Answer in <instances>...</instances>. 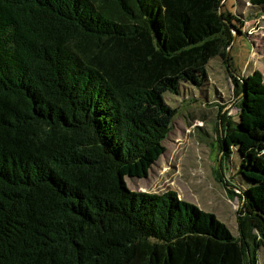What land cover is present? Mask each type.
I'll return each instance as SVG.
<instances>
[{
	"label": "trees",
	"instance_id": "trees-1",
	"mask_svg": "<svg viewBox=\"0 0 264 264\" xmlns=\"http://www.w3.org/2000/svg\"><path fill=\"white\" fill-rule=\"evenodd\" d=\"M237 21L221 0H0V264H259L260 71L232 76L238 120L221 140L241 157L238 235L173 190L125 180L165 150L164 94L230 61Z\"/></svg>",
	"mask_w": 264,
	"mask_h": 264
},
{
	"label": "rangeland",
	"instance_id": "rangeland-1",
	"mask_svg": "<svg viewBox=\"0 0 264 264\" xmlns=\"http://www.w3.org/2000/svg\"><path fill=\"white\" fill-rule=\"evenodd\" d=\"M222 10L230 13L240 32L232 28L234 39L228 47L230 61L220 56L207 64V78L201 85L182 81L177 93L167 92L165 100L175 112L171 128L163 139L164 152L144 177L125 176L133 190L177 195L201 209L213 212L238 235V215L243 201L231 195L241 181L239 152L233 148L224 157L221 142L226 123L238 120L239 95L233 77H245L258 70L264 80V6L249 0H221ZM258 263L264 264L263 249Z\"/></svg>",
	"mask_w": 264,
	"mask_h": 264
}]
</instances>
